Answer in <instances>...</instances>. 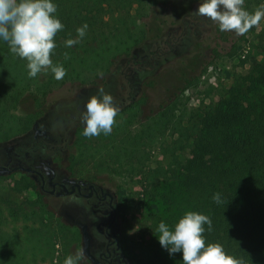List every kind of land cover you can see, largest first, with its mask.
Returning <instances> with one entry per match:
<instances>
[{
	"label": "rangeland",
	"instance_id": "rangeland-1",
	"mask_svg": "<svg viewBox=\"0 0 264 264\" xmlns=\"http://www.w3.org/2000/svg\"><path fill=\"white\" fill-rule=\"evenodd\" d=\"M158 2L107 14L92 28L95 34L114 37L109 61L131 51L129 66L124 59L108 73L90 75L87 63L77 67L80 77L70 74L74 77L59 87L62 79H54L50 71L29 78L27 61L18 57L24 69L5 79L0 93V106L5 102L9 110V118L0 119V165L7 161L6 151L20 140L31 144L33 125L40 122L58 139L56 149L31 150L56 170L58 181L98 179L115 192L123 264H182V254L169 256L161 248L156 228L160 221L173 227L189 211L207 213L198 209L202 200L192 189L196 166H200L197 149L179 153L177 162L164 154L178 136L173 137L172 130L157 118L161 106L178 97L185 117L200 121L205 145L226 136L222 122L213 124L220 108L251 110L252 122L264 115V19L244 35H236L221 32L211 19L194 15L200 0ZM262 6L264 0L244 3L250 13ZM185 13L194 15L184 18L186 29L180 17ZM124 29L126 35L116 37ZM175 31L180 41L155 63L148 53ZM186 79L195 83L181 92ZM101 87L120 109L111 134L85 137L82 125L69 136L66 152H59L65 146L60 138H68L65 128L73 125L71 116L84 110ZM44 90L51 91L45 94ZM95 209L77 195L48 197L26 174L1 175L0 264H63L68 255L83 251V225L90 228L92 254L98 258L106 240L96 231L103 217ZM83 264L92 263L86 257Z\"/></svg>",
	"mask_w": 264,
	"mask_h": 264
},
{
	"label": "trees",
	"instance_id": "trees-1",
	"mask_svg": "<svg viewBox=\"0 0 264 264\" xmlns=\"http://www.w3.org/2000/svg\"><path fill=\"white\" fill-rule=\"evenodd\" d=\"M53 2L57 5L55 15L64 25L63 30L54 37L57 47L54 49L55 54L52 55L54 62L62 64L66 69V76L58 82L59 87L74 77L70 74H77L80 77L77 67L87 63L90 65V75L108 73L117 62L124 59L127 61L126 64L130 65L131 51L109 61L110 44L114 37L107 33L95 34L92 28L98 21L104 20L107 14L130 11L134 6L148 2L152 6L159 3L158 0H53ZM187 14L180 15L181 19ZM84 24L88 25L85 37L74 46L65 47V41L77 39L76 30ZM175 34L176 31L167 33V40L148 53L155 63L180 41L181 37H175ZM125 35L126 29L120 31L116 37ZM138 42L143 47H148L143 40L139 39ZM18 59L10 52L8 45L0 41V93L4 90L5 79L24 69V65ZM194 83L195 80L186 79L180 91L184 92ZM48 84H53V81ZM50 91L44 90L45 94ZM34 97L37 101V97ZM12 98L20 101L17 96L12 95ZM1 99L2 95L0 101ZM40 102H42L40 106H43L44 101ZM250 111L240 106L231 111L220 108L218 118L213 120V124L222 122L227 132L226 136L208 142L207 145L203 141L200 121H196L194 116L190 119L185 117V112L179 109L178 97L162 105L157 118L165 127L172 130L173 137L178 136L168 145L164 152L166 156H173L177 162L179 153L187 152L192 147L197 149L200 166H196L192 189L202 200L197 203L198 209L207 211L206 216L212 220V230L204 235L208 242L222 245L228 255L241 260L243 264H264V115L260 114L258 116L260 119L252 122L249 119ZM8 112L7 105L2 102L0 119L9 118L6 117ZM193 138L194 143L191 142ZM201 151L206 152V155L200 153ZM215 193L221 195L219 204L212 199Z\"/></svg>",
	"mask_w": 264,
	"mask_h": 264
},
{
	"label": "clouds",
	"instance_id": "clouds-1",
	"mask_svg": "<svg viewBox=\"0 0 264 264\" xmlns=\"http://www.w3.org/2000/svg\"><path fill=\"white\" fill-rule=\"evenodd\" d=\"M244 3L245 0H200L193 14L211 19L221 32L244 35L264 19V6L250 13ZM56 12L57 5L53 0H0V41L8 45L12 54L27 61L29 78L48 71L56 80L66 76L63 65L53 63L50 58L57 47L54 37L64 28ZM87 28V24L77 28V39L65 41V47L79 43L85 37ZM97 93L89 98L82 113L85 137L111 134L120 111L114 97L104 88L97 89ZM212 199L219 204L220 193L213 194ZM211 230V218L192 211L186 212L171 228L164 221H160L156 228L161 248L169 256L182 254V264H243L241 260L228 255L222 245H206L204 233ZM85 260L86 256L81 250L68 255L63 264H83Z\"/></svg>",
	"mask_w": 264,
	"mask_h": 264
},
{
	"label": "flooded vegetation",
	"instance_id": "flooded-vegetation-1",
	"mask_svg": "<svg viewBox=\"0 0 264 264\" xmlns=\"http://www.w3.org/2000/svg\"><path fill=\"white\" fill-rule=\"evenodd\" d=\"M187 16L194 15L187 14L182 18L184 29H186L184 18ZM193 18L195 20L200 19L198 17ZM203 21L209 24L208 19H203ZM130 95H132V93H130ZM77 108L78 110L80 109V107ZM84 111L85 109H80V113L78 115L71 116L73 125L69 128H65L68 138H60L59 141L64 143L65 146L60 147L59 152H66L65 147L68 145L69 136H71L75 130H78L80 126L84 125L82 122V113H84ZM33 128L35 129V134L31 144H25L23 140H20L18 145L10 147L6 151L7 161H5V165H0V176L11 175L16 172L23 173L29 177L31 182L40 188V191L43 194L50 198L61 199L65 196L77 195L84 199L88 205L96 208L95 210H97L103 217V220L98 223L96 231L106 240L104 250L99 253L96 261H91V263L123 264V262L120 260V243L118 239V232L116 230L118 207L116 205L115 192H112L110 188L106 187L98 179L76 180L73 178H65L61 182L58 181V173L56 170L53 169L48 163L41 162L40 157L37 159L34 154L35 151L31 150L33 147H38L40 149H56V143L58 142V139L53 137L48 130L43 129L40 126V122H35ZM26 135L28 136V133ZM74 184H78L79 186L75 187L74 193L71 194H67L62 187V185H65L66 189L71 192ZM89 229L90 228L88 227V230ZM93 242L94 239L91 236V253Z\"/></svg>",
	"mask_w": 264,
	"mask_h": 264
},
{
	"label": "water",
	"instance_id": "water-1",
	"mask_svg": "<svg viewBox=\"0 0 264 264\" xmlns=\"http://www.w3.org/2000/svg\"><path fill=\"white\" fill-rule=\"evenodd\" d=\"M79 186L78 184H74L72 187V191H68L66 189L65 185H62V187L64 188L65 192L67 194H71L74 193V189L75 187ZM82 234H83V243H84V249L83 252L85 254V256L92 262L96 261V257L91 253V236L88 230V226L87 225H83L82 226Z\"/></svg>",
	"mask_w": 264,
	"mask_h": 264
}]
</instances>
